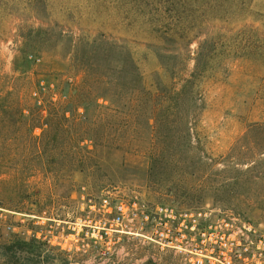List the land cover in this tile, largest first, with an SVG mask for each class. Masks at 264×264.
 Wrapping results in <instances>:
<instances>
[{
  "label": "rangeland",
  "instance_id": "obj_1",
  "mask_svg": "<svg viewBox=\"0 0 264 264\" xmlns=\"http://www.w3.org/2000/svg\"><path fill=\"white\" fill-rule=\"evenodd\" d=\"M190 6L0 0V264H188L107 190L264 228V0Z\"/></svg>",
  "mask_w": 264,
  "mask_h": 264
},
{
  "label": "built area",
  "instance_id": "obj_2",
  "mask_svg": "<svg viewBox=\"0 0 264 264\" xmlns=\"http://www.w3.org/2000/svg\"><path fill=\"white\" fill-rule=\"evenodd\" d=\"M97 211L105 234L135 235L162 250H173L188 264H264V228L231 210L107 190Z\"/></svg>",
  "mask_w": 264,
  "mask_h": 264
},
{
  "label": "trees",
  "instance_id": "obj_3",
  "mask_svg": "<svg viewBox=\"0 0 264 264\" xmlns=\"http://www.w3.org/2000/svg\"><path fill=\"white\" fill-rule=\"evenodd\" d=\"M174 1L179 2L180 6L183 7L184 9H192V6H190V4L193 3V0H174ZM245 1L246 0H212V4H213V8L217 11V13L227 14L228 12H226V9L225 12L221 10L224 4H226V8L228 6V3H230V6L233 8L245 9ZM152 30L157 32L160 31L161 29L153 27ZM8 261H11V259H9Z\"/></svg>",
  "mask_w": 264,
  "mask_h": 264
}]
</instances>
